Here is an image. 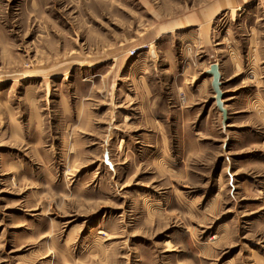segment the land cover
<instances>
[{
  "label": "rangeland",
  "instance_id": "374dc122",
  "mask_svg": "<svg viewBox=\"0 0 264 264\" xmlns=\"http://www.w3.org/2000/svg\"><path fill=\"white\" fill-rule=\"evenodd\" d=\"M0 264H264V0H0Z\"/></svg>",
  "mask_w": 264,
  "mask_h": 264
},
{
  "label": "water",
  "instance_id": "95a60500",
  "mask_svg": "<svg viewBox=\"0 0 264 264\" xmlns=\"http://www.w3.org/2000/svg\"><path fill=\"white\" fill-rule=\"evenodd\" d=\"M209 75L212 77V84L211 87H213V91L215 93V102L217 103V106L219 110L223 114V118L226 119L227 117V110L225 108V104L223 103L224 98V92L222 90V73L220 71V66L218 63H214L210 69H209Z\"/></svg>",
  "mask_w": 264,
  "mask_h": 264
},
{
  "label": "crops",
  "instance_id": "0c3cea01",
  "mask_svg": "<svg viewBox=\"0 0 264 264\" xmlns=\"http://www.w3.org/2000/svg\"><path fill=\"white\" fill-rule=\"evenodd\" d=\"M222 78H223V76H222ZM223 103H224V100H223ZM226 108V107H225Z\"/></svg>",
  "mask_w": 264,
  "mask_h": 264
},
{
  "label": "bare ground",
  "instance_id": "6f19581e",
  "mask_svg": "<svg viewBox=\"0 0 264 264\" xmlns=\"http://www.w3.org/2000/svg\"><path fill=\"white\" fill-rule=\"evenodd\" d=\"M213 65V64H212ZM216 97V96H215ZM215 97H214V99H215Z\"/></svg>",
  "mask_w": 264,
  "mask_h": 264
}]
</instances>
